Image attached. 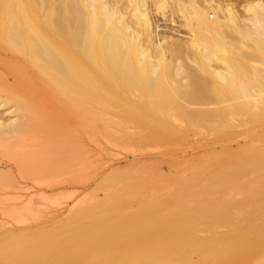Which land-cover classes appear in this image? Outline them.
Returning <instances> with one entry per match:
<instances>
[{
	"label": "bare ground",
	"instance_id": "6f19581e",
	"mask_svg": "<svg viewBox=\"0 0 264 264\" xmlns=\"http://www.w3.org/2000/svg\"><path fill=\"white\" fill-rule=\"evenodd\" d=\"M167 2L188 40L157 35L151 9ZM10 104L0 143H64L37 165L61 155L81 169V141L113 129L165 140L217 127L219 140L252 145L218 171L193 165L174 204L124 211L114 195L64 222L8 231L0 264H264V0H0V106ZM4 180L0 191L16 186ZM236 180L240 203L217 190Z\"/></svg>",
	"mask_w": 264,
	"mask_h": 264
},
{
	"label": "rangeland",
	"instance_id": "374dc122",
	"mask_svg": "<svg viewBox=\"0 0 264 264\" xmlns=\"http://www.w3.org/2000/svg\"><path fill=\"white\" fill-rule=\"evenodd\" d=\"M151 12H154L152 15L159 37L188 40L186 21L170 2L153 6ZM213 16L216 18L214 13H210L209 19L212 20ZM8 82L13 83L12 78ZM4 107L0 106V112L5 117L7 109L17 110L14 104ZM102 128L100 124L98 130L102 131ZM244 129L236 131L244 132ZM113 132L112 136H115L112 139L94 138L93 141L85 138L81 141L86 148L85 155L90 157L81 169L70 158L65 159L61 155L46 166L37 165L48 157L49 148L60 149L64 145L59 139L48 144L42 136H34L14 143H0V177L5 176L16 184L14 188L0 191V239L8 231L49 227L64 222L76 208L108 201L114 195L126 200L127 203L122 205L124 211L132 206L145 208L157 202L174 204L175 197L169 195L187 186L184 178H187L185 175L190 176L193 165L206 161L210 162L212 172L218 171L224 162L237 164L240 155L252 145L251 142L245 145L247 136L219 140L223 131L217 127L197 128L187 137L165 140H146L150 131L144 128L129 129L130 138L115 129ZM227 132L229 130L225 129L224 133ZM23 167L30 168V176L25 174ZM34 178L45 183L37 185ZM8 180L2 184H7ZM220 181L221 177L215 179L218 185ZM131 183L136 187L129 188ZM241 189V180L234 181L230 188L223 183L217 188L239 199L238 203L242 201ZM244 211L248 210L245 208ZM222 226L225 225L214 227L221 232L224 231Z\"/></svg>",
	"mask_w": 264,
	"mask_h": 264
}]
</instances>
